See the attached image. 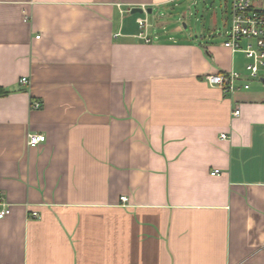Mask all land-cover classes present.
<instances>
[{
	"label": "crops",
	"instance_id": "0c3cea01",
	"mask_svg": "<svg viewBox=\"0 0 264 264\" xmlns=\"http://www.w3.org/2000/svg\"><path fill=\"white\" fill-rule=\"evenodd\" d=\"M176 1L0 0V264H264V66L140 39Z\"/></svg>",
	"mask_w": 264,
	"mask_h": 264
},
{
	"label": "built area",
	"instance_id": "2783aa9c",
	"mask_svg": "<svg viewBox=\"0 0 264 264\" xmlns=\"http://www.w3.org/2000/svg\"><path fill=\"white\" fill-rule=\"evenodd\" d=\"M137 25L139 28L138 37L145 43L150 42L148 37V22L146 18H138ZM226 40L223 46L231 52H241L249 61L245 67V72L250 79L258 77L259 71L264 66V7L260 6L257 0H232L230 14V28L226 34ZM243 80L242 76L235 71L223 74H209L204 77L207 85L218 88L224 95L232 94L239 89L238 82ZM21 85L28 83L26 78L19 80ZM249 88L248 84L243 86ZM33 109H39L40 103L31 102ZM239 111L236 110L233 116H238ZM222 138L225 135H221ZM43 135L29 134L27 143L29 146H35L44 142ZM219 171L211 172V175L218 174ZM122 200H125L122 198ZM9 214L7 208L0 209V219ZM33 218L37 217L36 213H32Z\"/></svg>",
	"mask_w": 264,
	"mask_h": 264
},
{
	"label": "rangeland",
	"instance_id": "374dc122",
	"mask_svg": "<svg viewBox=\"0 0 264 264\" xmlns=\"http://www.w3.org/2000/svg\"><path fill=\"white\" fill-rule=\"evenodd\" d=\"M231 1L180 0L154 8L147 15V22L153 28L159 26L167 28L164 30L155 29V36L163 40L169 36L179 41H185L188 36L201 39L203 29L223 31L229 25ZM141 17L143 18L145 15ZM214 39L218 42L222 40L218 35Z\"/></svg>",
	"mask_w": 264,
	"mask_h": 264
},
{
	"label": "water",
	"instance_id": "95a60500",
	"mask_svg": "<svg viewBox=\"0 0 264 264\" xmlns=\"http://www.w3.org/2000/svg\"><path fill=\"white\" fill-rule=\"evenodd\" d=\"M144 11H143V9H141V8H134V9H132L131 10V13L132 14H135V13H139V14H141V13H143ZM151 12V9H148L147 10V13H150Z\"/></svg>",
	"mask_w": 264,
	"mask_h": 264
},
{
	"label": "trees",
	"instance_id": "16d2710c",
	"mask_svg": "<svg viewBox=\"0 0 264 264\" xmlns=\"http://www.w3.org/2000/svg\"><path fill=\"white\" fill-rule=\"evenodd\" d=\"M7 92L0 88V97L5 96Z\"/></svg>",
	"mask_w": 264,
	"mask_h": 264
}]
</instances>
